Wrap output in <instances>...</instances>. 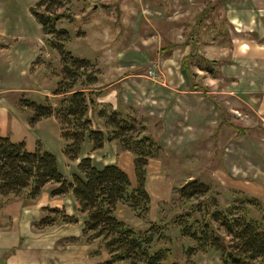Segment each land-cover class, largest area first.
<instances>
[{"label": "rangeland", "instance_id": "rangeland-1", "mask_svg": "<svg viewBox=\"0 0 264 264\" xmlns=\"http://www.w3.org/2000/svg\"><path fill=\"white\" fill-rule=\"evenodd\" d=\"M35 1L0 0V98L28 113L18 106V99L42 103L47 93L45 98L54 103L51 91L60 69L58 53L46 45L29 12ZM206 5L209 14L192 35ZM68 8L74 21L59 26L79 36L65 48L90 61L98 78L95 85L115 93V108L143 123L145 132L161 146L146 167L144 187L150 203L145 218L124 204L116 216L139 230L146 229L148 221L169 222L187 206L173 188L191 178L211 182L221 204L243 192L258 197L264 210V0H72ZM170 43L177 45L166 49ZM189 52L194 55L186 74L180 61ZM220 107L231 122L248 129L236 135L233 127L222 125L214 138ZM92 121L100 126L94 117ZM110 142L114 145L94 154L96 163L115 162L135 185L132 154ZM28 143L29 149L35 148L33 140ZM44 145L62 172L66 158L62 139L54 143L48 137ZM64 203L69 209L71 199ZM37 220L32 230L45 231V240L51 242L42 254L44 260L56 262L60 251L62 264H106L108 254L97 242H84L79 222L38 229ZM9 226L10 218L0 216V229ZM169 233L172 262L217 261L214 252L188 256L186 247L193 242L172 225Z\"/></svg>", "mask_w": 264, "mask_h": 264}, {"label": "trees", "instance_id": "trees-1", "mask_svg": "<svg viewBox=\"0 0 264 264\" xmlns=\"http://www.w3.org/2000/svg\"><path fill=\"white\" fill-rule=\"evenodd\" d=\"M72 0H36L29 12L40 26L46 45L59 55L60 69L51 94V103H42L21 97L18 106L30 112L27 122L33 126L42 118L53 116L59 125L63 141L62 153L68 160L80 155L82 143L87 140L92 149H100L105 141H115L122 150L133 156L136 183L117 164L96 167L89 156L81 157L76 171L65 177L57 167L55 156L43 150L39 143L27 150L23 141H12L0 134V216L6 204L20 200L33 202L47 185L48 194L62 196L70 192L77 210L84 214L81 237L84 242H97L106 253V264L124 261L127 264H177L169 259V225L193 242L186 254L214 252L217 261L205 264H264V210L258 197L238 192L225 204L218 200L217 189L211 182L198 178L185 180L173 188V193L186 208L173 214L169 222L148 221L144 230L131 227L116 216L118 204L126 205L135 216L145 218L149 209V195L144 187L148 161L158 156L161 146L145 132V125L131 114L99 103L96 97L102 86H96L97 74L85 57L72 54L65 44L79 32L72 34L62 21L71 23L74 15L68 4ZM208 5L199 12L192 28L196 35L209 14ZM177 44L170 43L166 49ZM193 52L182 56L181 69L189 73ZM206 63H215L201 58ZM207 69V66L202 68ZM203 93L206 94V86ZM223 110L220 107V113ZM93 117L100 126H94ZM222 125L233 127L236 135L248 128L231 122L222 114L214 131V138ZM34 225L44 228L55 223L73 224L74 214L62 208L44 206Z\"/></svg>", "mask_w": 264, "mask_h": 264}, {"label": "crops", "instance_id": "crops-1", "mask_svg": "<svg viewBox=\"0 0 264 264\" xmlns=\"http://www.w3.org/2000/svg\"><path fill=\"white\" fill-rule=\"evenodd\" d=\"M99 96L96 97V101L99 103H108L115 108L114 100L116 99L115 93L110 91H103ZM1 94V93H0ZM45 95L43 98L45 99ZM2 96V95H1ZM115 98V99H114ZM43 99V100H44ZM11 104V105H10ZM8 104L3 98H0V134L8 136L12 141H23L27 150L28 142L34 141V147L39 143L43 150L48 151L45 147L46 140L50 137L54 143L57 142L60 137V130L57 120L53 117L42 118L37 121L33 126H30L27 122V118L30 115L28 112L19 111L16 104ZM56 124L54 125V123ZM56 127V128H55ZM57 129V131H56ZM50 135L47 137V132ZM58 133V134H57ZM86 141V140H85ZM82 143L80 155L75 160L66 162V158H62V174L70 178L72 173L76 171V166L81 157L89 156L92 164L96 167H102L106 164H114L113 161H106L102 163H96L94 158L95 153L104 151L108 146H113L114 142L105 141L100 149H92L91 144L88 142ZM48 143V141H47ZM108 147V148H110ZM33 150V149H32ZM57 162V160H56ZM69 163V164H67ZM118 165V164H117ZM120 167V165H118ZM58 167V165H57ZM121 168V167H120ZM59 170V168H58ZM60 171V170H59ZM70 198V208L64 203L65 199ZM64 206V211L68 214H74L77 216L80 225V232L84 214L77 210V204L70 192L66 193L62 197H50L48 190L41 191L40 195L29 205H23L21 201H12L6 204L3 208V213L7 218H10V226L8 229H0V264H51V259L46 258L44 260V252L50 249V240H45V231H34L32 230V223L39 219L40 210L44 206L60 207ZM118 204L116 211L119 206ZM80 215V217L78 216ZM62 252H58V258L56 262L52 264H62ZM46 257V256H45Z\"/></svg>", "mask_w": 264, "mask_h": 264}]
</instances>
